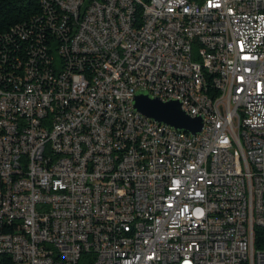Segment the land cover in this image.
<instances>
[{"label": "built area", "instance_id": "built-area-1", "mask_svg": "<svg viewBox=\"0 0 264 264\" xmlns=\"http://www.w3.org/2000/svg\"><path fill=\"white\" fill-rule=\"evenodd\" d=\"M41 3L0 47V264H264V0Z\"/></svg>", "mask_w": 264, "mask_h": 264}, {"label": "water", "instance_id": "water-1", "mask_svg": "<svg viewBox=\"0 0 264 264\" xmlns=\"http://www.w3.org/2000/svg\"><path fill=\"white\" fill-rule=\"evenodd\" d=\"M134 107L149 118L192 133L202 130L203 117L191 116L177 99L163 100L145 90L138 91L133 99Z\"/></svg>", "mask_w": 264, "mask_h": 264}, {"label": "trees", "instance_id": "trees-1", "mask_svg": "<svg viewBox=\"0 0 264 264\" xmlns=\"http://www.w3.org/2000/svg\"><path fill=\"white\" fill-rule=\"evenodd\" d=\"M41 12V0H0V47L4 44L12 47L15 40L16 43L21 44L17 35H12V40L7 43H3V36L11 33L17 24L26 21L29 23L33 16ZM258 236L260 238V233L257 234V238Z\"/></svg>", "mask_w": 264, "mask_h": 264}]
</instances>
